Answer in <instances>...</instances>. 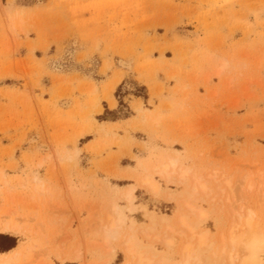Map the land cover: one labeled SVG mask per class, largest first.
I'll use <instances>...</instances> for the list:
<instances>
[{
  "label": "rangeland",
  "instance_id": "obj_1",
  "mask_svg": "<svg viewBox=\"0 0 264 264\" xmlns=\"http://www.w3.org/2000/svg\"><path fill=\"white\" fill-rule=\"evenodd\" d=\"M124 88L149 104L126 110ZM114 94V119L124 123L104 122L111 117L101 100L114 109ZM76 148L69 158L65 149ZM175 151L212 189L214 202L197 201L209 212L199 231L209 229L210 240L229 227V207L218 206L222 177L235 183L236 209L264 205L255 195L264 182V0H0V204L24 221L20 233L0 235L1 250L37 245L34 264H124L127 234L107 243L102 229L118 205L143 227L137 236L153 254L178 261L182 238L173 235L167 249L162 218L178 225L188 186L156 176V198L139 183ZM247 174L256 189L243 199ZM132 186L134 212L122 197ZM145 207L158 216L152 237L160 241L142 234L151 223ZM215 249L203 252L206 264H227Z\"/></svg>",
  "mask_w": 264,
  "mask_h": 264
},
{
  "label": "bare ground",
  "instance_id": "obj_2",
  "mask_svg": "<svg viewBox=\"0 0 264 264\" xmlns=\"http://www.w3.org/2000/svg\"><path fill=\"white\" fill-rule=\"evenodd\" d=\"M225 63H227V61ZM223 66H225V68H226V64H224ZM218 71L219 70H217V73L220 74V71L219 72ZM93 86H94V84H93ZM110 97H112V96H110ZM93 101H94L93 107H96V108L98 107V110H96V112L101 113L102 108L99 104V100L96 98L95 100L93 99ZM113 105H115L114 102H113ZM141 106H142V104L136 106L137 107L136 109L140 110ZM89 112H88V114H89ZM93 112L91 113L92 115L95 113V112L94 113ZM158 117H159V115H158ZM156 119H158V118H156ZM93 132H94V130H93ZM108 138H109V136H108ZM106 144H107V141H106ZM111 145H112V142H111ZM93 147H91V148H93ZM65 151L69 154V158L76 157L80 153V150L78 148H76L75 150L65 149ZM175 152H176V154H174V156L169 155L167 160H162V161L160 160V162L155 163L154 166L152 165L153 167H151V169L153 168V170L149 173L142 174L139 178V183L141 186L146 188L156 198L161 197V195L163 194L162 193V187L163 186L161 187V184L156 179V176H161L170 184L173 182L175 183V181H173V179H174V177H176L180 184L188 186V188H187L188 191L185 194V196L183 197L182 201L179 203L180 204L179 208L176 212V215H174V216H176L178 225H175L169 217H166L167 215L166 216L164 215V217L162 218V220L165 224V227H166L165 228L166 232L165 231L164 232L167 234L166 235L164 233L165 234L164 236H167L166 240H163V239H165L163 237H162L163 238L162 240L165 241L164 244H166V247H168L167 249H173V248L175 249L176 245H175V242L173 239V235L177 234L182 238V241H183V242H181L182 245L178 249V252L180 254V259L178 261L177 260L174 261V260H172V258L167 257L168 255L163 256V257H158L157 256L158 254L157 255L153 254L151 252L152 250L150 251L137 236V231L140 230L139 228H143V227L141 225H139L137 220H134L131 218L129 219L128 215L126 214L127 212L125 213L116 204H115L116 206H114V212L116 213V215H115L116 217H114L112 215L113 217L112 216L108 217L109 220H107L108 222L106 221L107 224H105V226L102 227L100 225L102 227V229L104 230L103 234L106 236L105 237V239L107 240L106 242L109 243L110 240H112V239L118 240L122 231H125V233L127 234L126 239H125V242H123L124 244L122 243L121 245H124L123 248H125V252H126L128 259L126 260V262L124 264H206L204 257H203V252L205 250L212 249L214 247L216 248L215 251L213 252L214 256L216 258L221 257V255H224L225 257L227 256V260H226L227 264H264V216H263V218H261L259 216L260 213H262L261 215L264 214V210H260V208H259V207H263L262 209H264V205L259 206V207H253V206H246V204L242 206V204H241V207H240L241 211H239L238 209H236L234 207V206H236L234 203L235 202V200H234L235 199V193H236V190L234 187L235 183H233L231 181V179L229 178L230 176L229 177L228 176L222 177L223 180L225 179L224 181L223 180L222 181L224 182V185L227 186V188H223L222 190H220L224 193L225 198H224V200L218 199L219 200L218 206L220 207L221 210L225 206H226L225 208H227V206L229 207V210L227 211V215L229 217V222H228L229 227H228V229L220 230L221 233H220V239L218 242L216 241V239H215V241L210 240L209 229H202L201 231H199V225L204 224L208 220L209 212L207 211V209L205 207L198 205L197 201H200V200L203 201L204 200V198L202 197L203 195L210 196L212 193V189L209 186V183L206 180H204L203 176L201 177L200 175L193 172L191 169L186 168L185 166L182 167L181 166L182 164L180 165V153H178L177 151H175ZM163 158H164V156H163ZM213 172H214V175H218L217 172L216 173H215V171H213ZM244 177L245 178L242 180L241 183L239 180V183L242 186V188L241 187L240 188H241L242 192L244 193V195L242 194L243 197H240V198H243V199L245 198V194L249 195L250 193H252L256 189V185H254V183L252 182L253 179L251 180V178L249 177L248 174H247V176H244ZM212 178H215V176L212 175ZM217 178H218V176H217ZM262 179H264V178L262 177ZM34 180H35L37 188H39V189H40V187L42 188L43 185L41 184L40 179L38 177H35ZM257 183H258V181H257ZM260 183L261 184L257 189L259 192H255V191L254 192H255V195L257 193H259L260 195L259 194L258 195L261 197V194L262 195L264 194V182L263 183L260 182ZM218 189H220V188H218ZM135 191H136L135 187L132 186V187L124 188V193H122V197H124V199H126L129 203L128 204L129 206L127 207V209L130 212H134L136 207H137L135 205V199H136ZM178 194H179V192H178ZM177 198H178V195H176V193L174 194V192H173V194H170L171 200H175ZM211 199L214 202L213 199H215V198L211 197ZM260 199L261 198H259V200ZM246 201H248V200H246ZM260 201H262L261 203H264V200H260ZM240 202L242 203V201H240ZM216 203H217V201H216ZM257 203H258V205L260 204V202H257ZM257 203H255V204H257ZM11 208H13V207H11ZM144 210L146 212V216L150 218L151 223L149 225H147V228L144 229V231H142L143 233L141 231L140 232L142 234H144L145 237H147L151 240L154 237V239H156L157 241H160V239L157 235L152 237V234H153L155 227H156V224L158 222L157 214L153 211L148 210L147 207H145ZM189 213L193 214V216H195L197 218V219L195 218V220H197V222L195 221L196 223H193L190 221ZM15 215H16L15 210L9 209L6 211L5 208L3 207V204H0V235L1 234L2 235L3 234L12 235V234L20 233L21 228H22L21 227L22 226L21 221L23 222V224H24V221L22 219L20 221H18L17 218L14 219ZM226 218H227V216H226ZM160 219H161V217H160ZM128 220H130L129 226L127 224ZM102 223L103 222H101L100 224H102ZM157 225H159V224H157ZM126 226H128V228H126ZM144 226H145V224H144ZM223 227H226V226L223 225ZM238 232H241L242 235L239 236ZM123 241H124V239H123ZM63 244L65 246L66 243L64 242V243H62V245ZM104 245L107 246L106 244H103V246ZM36 246L31 244V246L28 245V247H22L21 246L18 248L11 249L7 253L0 252V264H34L35 262L33 263L32 261H30V259H31L30 257H32V254L35 252ZM64 246H62V247H64ZM108 247H106V248L108 249ZM109 249L111 250L112 248L109 247ZM111 251H113V250H111ZM81 256H82V254H81ZM35 258H34V261H35ZM37 260L38 259H36V261ZM217 263H218V261H217ZM104 264H107V263H104Z\"/></svg>",
  "mask_w": 264,
  "mask_h": 264
},
{
  "label": "crops",
  "instance_id": "obj_3",
  "mask_svg": "<svg viewBox=\"0 0 264 264\" xmlns=\"http://www.w3.org/2000/svg\"><path fill=\"white\" fill-rule=\"evenodd\" d=\"M112 77H113V74H112L111 78H112ZM125 78H126V76H123L122 82L120 83V85L117 86V88H119L120 86L123 85V81L125 80ZM117 88H116V89H117ZM115 91H116V90H115ZM122 91H123V93H124V96H123V102H124V104L127 105V106H126V110H129V109H130V110L133 111V113H134V110H133V103H134L135 101H138V100H141L142 103L144 104V106H146L147 104H149V99L145 100V99H142V98H140V97L132 96L131 94H129L128 92H126V88H124ZM113 97H114V99H115V101H116V107H115L114 109H112V108L110 107L108 101H106V100H104V99L101 100V101H102V107H103V113H102V115H103V114H106V116L111 117V118H108V120H107V121H104V122H108V123H113V124H114V123H118V122L124 123V122L128 121L129 118L114 119V118H115V117H114L115 114L118 113V111L120 110V107H121V106H120V104H119V101L116 99L115 94L113 95ZM82 99H83V103H84L85 97H82ZM87 100H88V97H87V99H86L85 101H87ZM133 113L130 112V114H132V115H133ZM119 133H120V132H119ZM120 134H121V133H120ZM92 136H95V135H92ZM96 138H97V137L95 136L94 138H91L89 141L86 140L83 144H81V146H80V148L82 149L81 155H82L83 153H85V147H86L89 143L95 141ZM135 139H136V138H135ZM133 140H134V139H133ZM149 141H151V140H149ZM140 144H141V142L139 141V143L137 144V145H138V150H139ZM133 152H134V150H133ZM138 152H139V151H138ZM134 154H136V153H134ZM133 161H134V160H133ZM134 162H135V161H134ZM139 191H143V190H137V193H138ZM143 192H144V191H143ZM138 204H140V203H138ZM134 219L136 220L135 217H134Z\"/></svg>",
  "mask_w": 264,
  "mask_h": 264
},
{
  "label": "trees",
  "instance_id": "obj_4",
  "mask_svg": "<svg viewBox=\"0 0 264 264\" xmlns=\"http://www.w3.org/2000/svg\"><path fill=\"white\" fill-rule=\"evenodd\" d=\"M1 237H4V236H1ZM13 247H15V245L14 246H12V247H9L8 249H6V250H1V251H7V250H9V249H11V248H13Z\"/></svg>",
  "mask_w": 264,
  "mask_h": 264
}]
</instances>
